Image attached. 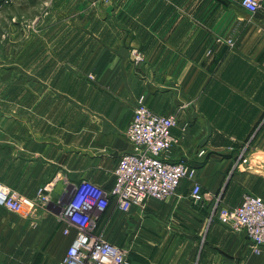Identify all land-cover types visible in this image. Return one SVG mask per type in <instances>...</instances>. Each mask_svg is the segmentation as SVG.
<instances>
[{
	"label": "crops",
	"instance_id": "crops-1",
	"mask_svg": "<svg viewBox=\"0 0 264 264\" xmlns=\"http://www.w3.org/2000/svg\"><path fill=\"white\" fill-rule=\"evenodd\" d=\"M241 1L53 0L0 80V182L49 202L30 223L0 207V256L22 243L37 264L66 258L77 232L64 234L59 202L83 181L111 189L143 102L176 116L162 159L194 169L206 198L184 180L129 213L112 203L105 238L129 264H264L218 217L244 194L264 200V6Z\"/></svg>",
	"mask_w": 264,
	"mask_h": 264
},
{
	"label": "built area",
	"instance_id": "built-area-1",
	"mask_svg": "<svg viewBox=\"0 0 264 264\" xmlns=\"http://www.w3.org/2000/svg\"><path fill=\"white\" fill-rule=\"evenodd\" d=\"M241 6L255 15L263 8L264 0H242ZM142 59L140 52H133L135 63ZM177 125L176 116H162L143 102L138 104L126 132L133 150L121 156L111 189L83 181L59 202L61 220L67 224L64 234H68L70 228L77 232L66 258L59 264H129V250L107 240L100 228V217L112 203L122 213H129L148 200L165 201L184 180L192 183L190 196L194 202L205 200L194 169L183 162L170 163L162 159L177 143L173 135ZM47 202L49 198L43 195V190L36 199H30L0 182V207L22 218L33 217ZM218 217L231 229L246 233L253 254L264 253L262 198L244 194L236 206L219 209Z\"/></svg>",
	"mask_w": 264,
	"mask_h": 264
},
{
	"label": "rangeland",
	"instance_id": "rangeland-1",
	"mask_svg": "<svg viewBox=\"0 0 264 264\" xmlns=\"http://www.w3.org/2000/svg\"><path fill=\"white\" fill-rule=\"evenodd\" d=\"M53 6V0H0V80L11 65L20 59L21 43L35 37L41 17L50 13ZM0 99L3 100V96ZM17 217L30 223L35 215L27 219ZM13 245L11 253L0 256V264H37L40 261L26 256V244Z\"/></svg>",
	"mask_w": 264,
	"mask_h": 264
}]
</instances>
